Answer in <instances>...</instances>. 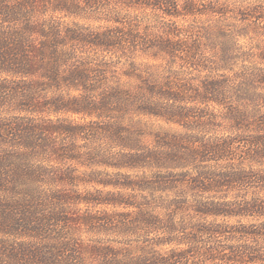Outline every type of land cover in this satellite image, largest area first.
<instances>
[{"label": "trees", "instance_id": "1", "mask_svg": "<svg viewBox=\"0 0 264 264\" xmlns=\"http://www.w3.org/2000/svg\"><path fill=\"white\" fill-rule=\"evenodd\" d=\"M0 264H264V0H0Z\"/></svg>", "mask_w": 264, "mask_h": 264}]
</instances>
